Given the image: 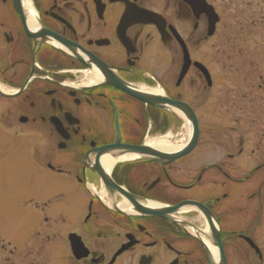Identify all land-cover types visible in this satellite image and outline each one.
Wrapping results in <instances>:
<instances>
[{
    "label": "flooded vegetation",
    "instance_id": "flooded-vegetation-1",
    "mask_svg": "<svg viewBox=\"0 0 264 264\" xmlns=\"http://www.w3.org/2000/svg\"><path fill=\"white\" fill-rule=\"evenodd\" d=\"M204 1L213 24L192 0H0V176L19 146L29 179L74 184L16 194L28 232L0 241V264H219L217 238L226 264H264L262 19ZM114 79L189 106L195 148L156 161V132L180 121ZM185 201L199 207L169 210Z\"/></svg>",
    "mask_w": 264,
    "mask_h": 264
},
{
    "label": "rangeland",
    "instance_id": "rangeland-1",
    "mask_svg": "<svg viewBox=\"0 0 264 264\" xmlns=\"http://www.w3.org/2000/svg\"><path fill=\"white\" fill-rule=\"evenodd\" d=\"M162 1V0H161ZM215 3L218 7L223 8V10L230 11H250L256 12L257 19H262L260 24L257 25L258 32L261 34L264 32V0H210ZM160 0H156V9L161 8ZM247 13V12H246ZM234 16V14L230 15ZM227 17V14H226ZM232 21V19H226V22ZM234 32V28H232ZM228 42H232L231 38ZM230 58H233V53L227 52ZM227 86V84H226ZM263 95V90L258 89L255 84L254 96L260 105H264V100L260 97ZM187 136V127L184 125L176 126L174 129L169 130L165 135L159 138H166L174 145H181ZM196 154H201L197 152ZM211 154V152L209 153ZM249 154V151H248ZM26 156L28 152L26 149L20 150L18 146L15 150V161H13L12 171L6 175L0 176V241L3 245H14L16 243L23 244L26 240L27 224L26 220L30 210L22 205L18 204L16 200V194L29 190L30 187L39 186L41 183V176L44 177L46 181L40 187L42 190L48 188V193H56L54 189L60 187V189L65 188L66 190L72 189L74 187L73 183L67 182L65 179L60 180L52 174H32L31 179H29V172L33 166L27 168ZM38 188V187H37ZM6 246V247H7ZM10 246V247H11ZM9 247V248H10Z\"/></svg>",
    "mask_w": 264,
    "mask_h": 264
},
{
    "label": "water",
    "instance_id": "water-1",
    "mask_svg": "<svg viewBox=\"0 0 264 264\" xmlns=\"http://www.w3.org/2000/svg\"><path fill=\"white\" fill-rule=\"evenodd\" d=\"M112 83L117 85L118 88L125 90L128 93H130L136 99L141 100L143 102H146L150 105L156 106L157 108H160V109H163V110H166L169 112L172 111V108L178 110V112L184 117L186 124L188 126V136H187L186 142L183 144V146L180 149H178L176 151L164 152V151L156 150V153H153V152H150V150L148 148L134 147V148H131V150L133 152H135V153H142V152L147 153V152H149V153L156 154V161H158L160 164L163 165V164L168 163L170 161L176 160L183 155H186L187 153H189L194 148V145H195L196 139H197V124H196L195 116L188 106H186L182 103L172 102L168 98L161 97V96L148 97V96H144L141 93L131 92L127 89V86H125L123 83H121L119 81H115V79L113 80ZM184 205H195V206H197L194 203L185 202V203H183L177 207L171 208L169 210L174 211V210H177L178 208H180V206H184ZM200 209H201V207H200ZM217 234H218V231H217ZM216 244L218 246V249L220 251V256H221L219 264H225L218 238L216 240Z\"/></svg>",
    "mask_w": 264,
    "mask_h": 264
},
{
    "label": "bare ground",
    "instance_id": "bare-ground-1",
    "mask_svg": "<svg viewBox=\"0 0 264 264\" xmlns=\"http://www.w3.org/2000/svg\"><path fill=\"white\" fill-rule=\"evenodd\" d=\"M154 144L156 145V149L164 152L176 151L181 148V145H174L170 141L164 138H156Z\"/></svg>",
    "mask_w": 264,
    "mask_h": 264
}]
</instances>
